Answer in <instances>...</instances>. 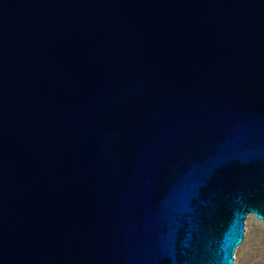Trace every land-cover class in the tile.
<instances>
[{
	"label": "water",
	"instance_id": "obj_1",
	"mask_svg": "<svg viewBox=\"0 0 264 264\" xmlns=\"http://www.w3.org/2000/svg\"><path fill=\"white\" fill-rule=\"evenodd\" d=\"M264 223V0H0V264H235Z\"/></svg>",
	"mask_w": 264,
	"mask_h": 264
},
{
	"label": "rangeland",
	"instance_id": "obj_2",
	"mask_svg": "<svg viewBox=\"0 0 264 264\" xmlns=\"http://www.w3.org/2000/svg\"><path fill=\"white\" fill-rule=\"evenodd\" d=\"M245 228L244 241L235 253V264H264V223L250 215Z\"/></svg>",
	"mask_w": 264,
	"mask_h": 264
},
{
	"label": "bare ground",
	"instance_id": "obj_3",
	"mask_svg": "<svg viewBox=\"0 0 264 264\" xmlns=\"http://www.w3.org/2000/svg\"><path fill=\"white\" fill-rule=\"evenodd\" d=\"M252 216V217H254L255 219H257V220H259L255 215H253V214H249L248 216ZM260 221V220H259ZM262 222V221H261Z\"/></svg>",
	"mask_w": 264,
	"mask_h": 264
}]
</instances>
